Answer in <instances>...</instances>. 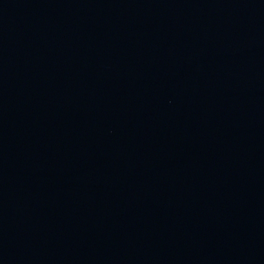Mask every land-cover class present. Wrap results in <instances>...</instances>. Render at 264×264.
<instances>
[{
	"label": "water",
	"instance_id": "water-1",
	"mask_svg": "<svg viewBox=\"0 0 264 264\" xmlns=\"http://www.w3.org/2000/svg\"><path fill=\"white\" fill-rule=\"evenodd\" d=\"M0 264H264V0H0Z\"/></svg>",
	"mask_w": 264,
	"mask_h": 264
}]
</instances>
